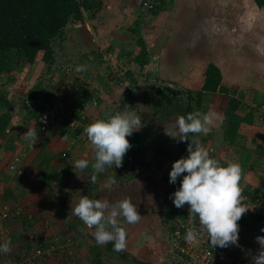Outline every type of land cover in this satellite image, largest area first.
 <instances>
[{
	"label": "crops",
	"instance_id": "obj_1",
	"mask_svg": "<svg viewBox=\"0 0 264 264\" xmlns=\"http://www.w3.org/2000/svg\"><path fill=\"white\" fill-rule=\"evenodd\" d=\"M102 1L105 6L93 15L83 12L81 19L67 24L53 46L50 64L37 59L9 77L0 75V116L10 115L0 134V199L15 214L7 225L11 252L0 254V264H19L34 249L52 246H56L53 257L45 264H59V259L67 264L69 258L75 263L73 256L75 264H91L89 248L105 246L97 245L94 227L73 214L82 196L109 203L131 199L141 219L127 224L120 218L127 246L121 252L113 250L116 262L157 264L155 255L166 250L169 233L185 208L175 207L170 198L181 180L169 183L170 169L188 153L180 148L176 125L180 116L163 119L146 105L143 94L150 85L176 98L198 91L210 63L219 68L221 83L240 99L239 111L253 115V124L229 143L223 126L228 97L204 92L200 111L217 113L222 119L214 121L210 133L194 138L212 148L211 155L222 164L238 163L240 186L264 196V155L259 150L264 145V20L259 18L263 11L252 7L253 0H156L155 10L145 9L141 0ZM84 21L94 41L79 27ZM139 39L147 60L143 65L137 59L142 50ZM78 64L86 71L75 73ZM155 81L181 87L183 92L167 90ZM126 104L144 125L128 137L130 144L132 137L140 143L139 160L132 156L144 170L135 174L128 165L112 166L92 183L91 167L82 172L71 166L76 159H88L90 164L94 160V148L83 129L123 111ZM47 105L70 110L74 117L65 116L43 131L39 116ZM28 128L38 131L34 145L23 138ZM172 131L177 138L168 135ZM112 179L115 184L104 188ZM248 207L238 225L239 241L257 254L256 237L264 236L260 231L264 225L260 228L261 216ZM165 222H170L167 228L162 226ZM37 260L36 264L42 262Z\"/></svg>",
	"mask_w": 264,
	"mask_h": 264
},
{
	"label": "clouds",
	"instance_id": "obj_2",
	"mask_svg": "<svg viewBox=\"0 0 264 264\" xmlns=\"http://www.w3.org/2000/svg\"><path fill=\"white\" fill-rule=\"evenodd\" d=\"M74 71L83 73L86 67L78 64ZM217 119H222L217 113L196 110L176 120L179 140L190 142L187 144L188 154L175 160L170 169L169 183L175 184L181 177L179 187L170 198L177 208H183L185 204L189 206V218L194 224L198 218L199 230L190 227L184 237L186 241L192 242L203 231L211 246L226 252L239 248L238 225L248 214L249 207H241L245 201L240 188V165L236 162L222 164L194 138L195 134L210 133L211 125ZM143 126L140 116L127 104L123 111H117L106 119L92 121L83 131L94 148V160L90 164L88 159H76L71 164L72 168L83 172L91 167L90 179L96 183L98 174L105 172L106 168H119L122 165L131 147L128 137ZM167 133L177 138L175 131ZM23 138L34 145L39 139L38 131L28 128ZM115 182L112 179L103 187L111 188ZM72 211L85 225L94 227L97 245L111 242L116 252L124 251L127 246V232L120 218L127 224H135L141 219L136 205L129 198L109 203L107 200L82 196ZM260 231L264 232V228ZM256 242L260 250L253 257V264H264V236H257ZM9 252L10 238L0 242V254Z\"/></svg>",
	"mask_w": 264,
	"mask_h": 264
},
{
	"label": "trees",
	"instance_id": "obj_3",
	"mask_svg": "<svg viewBox=\"0 0 264 264\" xmlns=\"http://www.w3.org/2000/svg\"><path fill=\"white\" fill-rule=\"evenodd\" d=\"M144 1L141 0V4ZM151 1L155 3L153 8L155 10L158 3L156 0ZM253 1L264 12V0ZM104 6L102 0H0V75L9 77L15 70L25 64H33L37 59L50 64L53 61V46L62 37L67 24L72 20L81 19L83 12L93 15ZM138 43L142 50L137 55V59L140 65H143L147 62L144 58V44L140 39ZM221 79L219 68L210 63L204 72V82L200 90L184 92L176 98L175 95L164 94V89L150 85L143 94L144 100L154 113L160 114L166 120L173 115L182 116L196 110L200 111L204 92L222 93L228 97L223 118L225 140L233 143L245 130L246 125L253 124V115L239 111L240 99L233 90L221 83ZM9 119L8 113L0 116V134ZM249 130L253 128L250 127ZM189 142L180 141V148H187ZM139 147L137 138L132 137L131 152L135 160L138 159ZM259 150L264 155V145L260 146ZM0 202L3 203V200L0 199ZM12 219L9 221L12 222ZM104 246L107 250H114L111 242ZM90 253L93 258L91 263L103 264L101 257L103 250L93 246L90 248ZM123 258L125 259L126 255Z\"/></svg>",
	"mask_w": 264,
	"mask_h": 264
},
{
	"label": "built area",
	"instance_id": "obj_4",
	"mask_svg": "<svg viewBox=\"0 0 264 264\" xmlns=\"http://www.w3.org/2000/svg\"><path fill=\"white\" fill-rule=\"evenodd\" d=\"M155 3L151 0H145L143 7L147 10H152ZM70 68V67H69ZM28 103L38 104L39 101L29 99L25 100ZM75 113V112H74ZM76 114V113H75ZM74 117L70 110L63 108H54V106L47 105L39 116V128L43 131L49 129L56 121L62 119L65 116ZM210 155L213 149H209ZM65 155V154H63ZM212 156V155H211ZM123 164L132 168L135 174H140L144 169L142 165L134 162L132 153L128 150L123 158ZM242 199L245 201L241 207L251 206L252 213L259 215L264 210V196L261 191H255L248 193L243 187H241ZM184 214L174 224L172 230L169 233V247L166 250V258H161L162 264H253V257L256 255L253 251L247 250L241 246L238 241V249H230L229 251H221L215 249L208 242V236L205 232L200 231L198 237L192 242L185 240V235L190 227H195L199 230L198 218L196 223L189 218V206L185 204ZM15 214L11 213L9 207L0 202V242L10 238L11 234L7 229V222L12 219ZM53 250L51 247H38L34 249L32 255H27L19 263L25 262L31 263L36 256H46Z\"/></svg>",
	"mask_w": 264,
	"mask_h": 264
},
{
	"label": "rangeland",
	"instance_id": "obj_5",
	"mask_svg": "<svg viewBox=\"0 0 264 264\" xmlns=\"http://www.w3.org/2000/svg\"><path fill=\"white\" fill-rule=\"evenodd\" d=\"M252 7H256L255 6V4H253V6ZM260 9V8H259ZM259 18H261L260 20L262 21V20H264V12H259ZM264 211V210H263ZM263 211H262V213H263ZM259 214V216H261V217H259V220H258V222L259 223H261L260 224V228L262 227V225H264V216H263V214ZM166 223V225L164 224V225H162L164 228H167L168 227V225L170 224V222H165ZM165 230V229H164ZM253 233V235L252 236H256L257 235V233L256 232H252ZM250 234V233H249ZM256 234V235H255ZM258 236V235H257ZM102 248L104 247L103 245H100ZM88 247H89V245H88ZM98 247V246H97ZM169 247V243H167V248ZM51 248H53V250L49 253V255H46V257H43V256H36V257H38V258H34L33 259V261L31 262L32 264H36V261H38L37 259H40L42 262L41 263H39V264H45L46 263V261H49L52 257H53V254H54V250H55V248H56V246H52ZM99 248V247H98ZM167 248H166V250H167ZM90 249V248H89ZM166 250L165 251H159L155 256L157 257L158 256V258L156 259L157 260V262H155V263H157V264H159V263H161V261H160V259L162 258L163 260H164V258H166ZM250 250H252V249H250ZM101 257H102V260H103V264H117V262H116V259L118 258L117 257V255L112 251H108L105 247H104V249H103V254L101 255ZM89 258V262L91 261V260H93V258H92V256H91V253H90V256L88 257ZM73 259L75 260V263H77V259L73 256ZM55 260V259H54ZM67 264H75L74 263V261H72L70 258L68 259V261L66 262ZM23 264H28V262H25V263H23ZM59 264H61V259H59ZM83 264H88V263H86V262H84ZM91 264H93V263H91ZM124 264V263H123Z\"/></svg>",
	"mask_w": 264,
	"mask_h": 264
},
{
	"label": "water",
	"instance_id": "obj_6",
	"mask_svg": "<svg viewBox=\"0 0 264 264\" xmlns=\"http://www.w3.org/2000/svg\"><path fill=\"white\" fill-rule=\"evenodd\" d=\"M79 27L81 28V30L84 31L85 35L90 40L94 41L93 40V35H92V32H91V28H90L89 24L87 23V21H84L83 23H80ZM153 83L156 84V85H160V86L166 88L167 90H170V91H173V92L174 91L183 92L181 87L175 86L173 84H169V83H165V82H161V81H155Z\"/></svg>",
	"mask_w": 264,
	"mask_h": 264
}]
</instances>
